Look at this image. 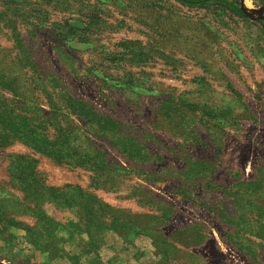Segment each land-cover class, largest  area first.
I'll return each mask as SVG.
<instances>
[{
    "label": "rangeland",
    "instance_id": "374dc122",
    "mask_svg": "<svg viewBox=\"0 0 264 264\" xmlns=\"http://www.w3.org/2000/svg\"><path fill=\"white\" fill-rule=\"evenodd\" d=\"M86 1L48 9L92 10L86 50L0 4V73L16 63L0 95L27 102L15 108L30 121L42 110L44 125L42 153L25 136L0 146V264H264V244L239 251L218 216L232 211L220 186L264 170V0H241L244 18L171 0ZM192 109L224 120L213 143L204 126V148L185 144ZM195 151L204 161L189 177L183 153Z\"/></svg>",
    "mask_w": 264,
    "mask_h": 264
},
{
    "label": "trees",
    "instance_id": "16d2710c",
    "mask_svg": "<svg viewBox=\"0 0 264 264\" xmlns=\"http://www.w3.org/2000/svg\"><path fill=\"white\" fill-rule=\"evenodd\" d=\"M171 1H175L188 8H201L204 10L221 12L225 11L238 18L247 17V14L242 8L241 0ZM51 3L56 4V0H0L1 6L6 10H9L14 19H17L25 25L44 29L48 35L57 41V43H60V45L63 44L71 50L75 48L86 50L89 48L91 46L89 42L91 40L90 32H92L90 26L93 23L92 10L89 11L85 9L83 12L79 11V14L74 13V11H69L67 17L61 15L60 18L51 19L49 16L50 10H48L49 8L54 9ZM90 3L91 2L87 0L85 5L89 6ZM260 21L264 24V16L260 18ZM10 24L12 37L17 41V46L19 47L20 42L18 41L19 39H17L18 25L14 21H10ZM15 68L16 63H13L0 73V78L3 81L2 87H5L6 84L9 83L6 78H11L7 75V72H13ZM0 98H2L0 100V146L11 143L13 141L12 138L15 136H25L21 137L19 141L28 145L35 151L42 153V143L44 144V140L40 134V130L44 127L41 119L42 110L36 108L35 110L38 111V114L35 117L37 118V121H30L26 112H21L20 110H17L18 108H15L16 103L27 105V102L15 96L4 97V95H0ZM65 100L69 101L66 104L71 107L83 108L85 105L84 102L72 97H67ZM53 109L55 110V108ZM191 111L193 116L198 114V119L204 124V126H206L209 136L212 134L211 130L215 133V127L224 123V120L220 121V119H204L206 117L204 116V111L201 109H192ZM222 115L224 116L223 113ZM75 126L77 125L75 124ZM66 139L67 136L65 140ZM65 140H62L61 142H64ZM66 148L72 150V146H69L68 142H66ZM71 153H74V150ZM135 153H137L136 157L141 156V153L139 154V152L127 154L129 156H135ZM65 156L68 155L59 153V150H57L56 153H53V158L56 162L65 161ZM68 158H72L74 164L83 165L88 169L92 168L93 163H91V157H83L79 154L73 156L70 154ZM103 169L107 170V167H104ZM22 173L16 176V178L20 183L25 184L23 177L21 176ZM67 187L76 188L71 185L64 186V188ZM48 190L51 191L50 188H47L46 191ZM223 193L227 201L232 205V211L230 213L225 211V209H221L218 214L220 218L226 220L230 224L231 233H225L226 239L232 242L239 251L252 255V249L248 247V243L256 244L258 242H254V240H260L261 243L264 244V170L256 172L255 175L249 179L236 181L232 188L225 189ZM241 222L246 225L241 224ZM244 235L247 237H244ZM243 238H246V245L240 241Z\"/></svg>",
    "mask_w": 264,
    "mask_h": 264
},
{
    "label": "crops",
    "instance_id": "0c3cea01",
    "mask_svg": "<svg viewBox=\"0 0 264 264\" xmlns=\"http://www.w3.org/2000/svg\"><path fill=\"white\" fill-rule=\"evenodd\" d=\"M199 123H196V121H192L190 122V125L188 127L189 130H187V132L185 131L184 133V137H185V144L186 147H188L189 149L191 148H204V145L206 144L204 135H203V129H204V124L202 122H200V120L198 121ZM206 130V129H205ZM207 132V130H206ZM207 137L206 139H208L211 143H213L212 140V136L208 135L207 132ZM193 153H199L197 151L192 152V153H183L184 154V158H183V162H184V166H185V171H188V176L191 177L194 175L195 169L197 166H199V163L203 162L204 159L201 158L198 154H193ZM235 182L229 184V185H221L220 186V190L223 191L225 189H230L233 187ZM224 195V193H223ZM225 196V195H224ZM222 219V218H221ZM226 237V236H225Z\"/></svg>",
    "mask_w": 264,
    "mask_h": 264
},
{
    "label": "water",
    "instance_id": "95a60500",
    "mask_svg": "<svg viewBox=\"0 0 264 264\" xmlns=\"http://www.w3.org/2000/svg\"><path fill=\"white\" fill-rule=\"evenodd\" d=\"M257 14H260L264 10V3L259 6L257 9H254Z\"/></svg>",
    "mask_w": 264,
    "mask_h": 264
},
{
    "label": "bare ground",
    "instance_id": "6f19581e",
    "mask_svg": "<svg viewBox=\"0 0 264 264\" xmlns=\"http://www.w3.org/2000/svg\"><path fill=\"white\" fill-rule=\"evenodd\" d=\"M242 3H243V5H244V0H242Z\"/></svg>",
    "mask_w": 264,
    "mask_h": 264
}]
</instances>
